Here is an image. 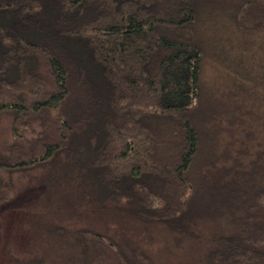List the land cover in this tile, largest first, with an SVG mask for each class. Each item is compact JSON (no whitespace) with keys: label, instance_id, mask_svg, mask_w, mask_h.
Masks as SVG:
<instances>
[{"label":"trees","instance_id":"trees-1","mask_svg":"<svg viewBox=\"0 0 264 264\" xmlns=\"http://www.w3.org/2000/svg\"><path fill=\"white\" fill-rule=\"evenodd\" d=\"M260 52L264 0H0V205L15 174L74 168L94 200L70 211L123 201L175 248L212 223L199 264H264ZM218 58L221 87L204 79ZM72 235L64 264H155L92 228Z\"/></svg>","mask_w":264,"mask_h":264},{"label":"rangeland","instance_id":"rangeland-1","mask_svg":"<svg viewBox=\"0 0 264 264\" xmlns=\"http://www.w3.org/2000/svg\"><path fill=\"white\" fill-rule=\"evenodd\" d=\"M256 41L255 46L261 44L262 36ZM250 51L256 52L252 47ZM250 51L249 57L254 54ZM258 58L259 64H263L261 52L256 54L255 60ZM219 61V58L208 59L205 63L204 79L215 87L230 84L227 70ZM10 139L11 119L4 116L0 121V149ZM57 168L41 167L14 175L15 197L0 205V264H64L76 250L72 243L74 230L84 227L110 235L117 241H129L144 252L148 250L155 264H199L208 237L215 231L214 224L199 225L194 240L175 248L167 230L157 228L148 237L146 229L126 216L122 209L113 207L124 206L123 201L111 203L105 199L102 204L93 203L86 213L78 215L69 207L88 204V199L94 200V192L77 176L74 168ZM61 228L68 232L63 234Z\"/></svg>","mask_w":264,"mask_h":264}]
</instances>
